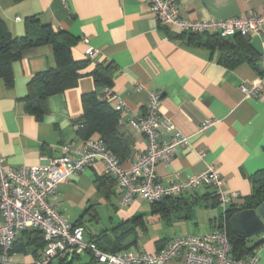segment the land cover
I'll return each instance as SVG.
<instances>
[{
  "label": "crops",
  "instance_id": "1",
  "mask_svg": "<svg viewBox=\"0 0 264 264\" xmlns=\"http://www.w3.org/2000/svg\"><path fill=\"white\" fill-rule=\"evenodd\" d=\"M179 7L182 17L191 22L264 14V0H179ZM0 17L13 37H23L26 20L33 17L51 25L55 32H67L76 39L73 59L90 61L80 72L76 87L47 99V113L41 120L26 110V97L31 78L56 67L53 47L26 51L15 61L12 87L0 79V155L7 167H41L57 158H76L85 142L76 124L84 114L82 97L97 90L92 76L97 65L113 62L118 72L111 90L126 106L118 112V132L125 135L130 148L124 165L137 161L148 146L147 139L126 122L143 116L149 93L158 92L162 95V119L175 129L161 128L160 140L171 142L175 132L189 139V146L179 147L171 162L157 165L159 182L168 185L214 167L224 180L222 192L239 194L234 204H242L252 194L251 177L264 170V84L257 96H246L241 86L251 84L264 72V34L249 38L262 57L258 72L248 64L235 69L222 66L218 49L189 45L176 30L162 26L143 0H0ZM88 49L95 51L93 58L87 55ZM106 91L99 94L105 96ZM117 104V100L111 102L114 109ZM209 121L214 124L201 133L200 128ZM102 176L104 166L97 162L61 183L49 200L71 224L83 223L87 242L100 237L108 247L118 246V253L157 254L171 241L187 236L176 229L184 220L195 218L198 224L199 210L208 216L209 232L218 229L224 210L217 207L216 190L200 187L174 197L182 205L168 224L154 215L152 205L146 207L144 203L149 202L143 199L120 207L116 186L110 192L98 188L96 180ZM104 203L111 228L87 238L84 220L89 217L99 224L102 215L97 209ZM149 212L152 222L146 219ZM136 217L141 219L132 222ZM34 231L29 229L17 238L12 254L16 262L34 261L43 250V242L32 234ZM261 240L250 239L249 247ZM255 252L258 264H264V244ZM84 256L87 260L82 262L81 257L80 264L90 261L91 254ZM166 264H182V260Z\"/></svg>",
  "mask_w": 264,
  "mask_h": 264
},
{
  "label": "built area",
  "instance_id": "2",
  "mask_svg": "<svg viewBox=\"0 0 264 264\" xmlns=\"http://www.w3.org/2000/svg\"><path fill=\"white\" fill-rule=\"evenodd\" d=\"M143 1L150 4L152 13L162 26L176 30L179 35L217 34L222 39H228L237 35L251 38L264 34V14L251 12L246 18L191 22L182 17L179 0ZM87 55L93 58L95 51L88 49ZM262 63L264 65V57ZM261 84H264V74L251 84L242 85L241 91L246 96H257ZM104 97L109 102L118 101L115 108L117 112L126 110L124 102L111 89H107ZM161 104L162 95L150 92L145 114L126 122L127 126L142 134L148 143L145 153L128 165L121 163L99 139L83 142L76 158H57L41 167L10 168L0 155V264H54L84 255L88 250L99 264H166L177 258L182 260V264H258L257 254L244 259H237L231 254L226 223L221 229L205 235H187L175 239L157 254L105 253L85 240L83 227L71 224L50 204L49 200L61 183L71 181L101 162L105 175L116 181L118 204L122 208L138 198L153 204L206 187L219 192V204L225 213L240 196L238 193L229 196L222 192L224 180L214 167L168 185L159 182L157 165L171 162L179 147L189 146V139L179 132H175L171 142L160 140L161 128L175 130L162 119ZM213 124L212 121L205 123L200 132L203 133ZM66 150L70 148L66 147ZM29 229L39 230L46 245L32 263H18L12 257L11 250L17 238Z\"/></svg>",
  "mask_w": 264,
  "mask_h": 264
},
{
  "label": "trees",
  "instance_id": "3",
  "mask_svg": "<svg viewBox=\"0 0 264 264\" xmlns=\"http://www.w3.org/2000/svg\"><path fill=\"white\" fill-rule=\"evenodd\" d=\"M180 37L185 39L189 45L218 49L220 52L219 63L226 68L235 69L242 64H248L259 69L262 57L252 46L249 38L237 35L231 39H222L217 34H182ZM75 44L76 39L72 35L64 31L55 32L51 25L42 23L36 17L26 20V33L23 37H13L5 21L0 17V79H3L8 87L14 85L13 64L20 60L26 51L44 45L53 47L57 61L56 67L35 74L29 83V93L26 97V110L39 120L47 113V99L76 87L81 77L80 72L90 64L89 60L77 62L73 59L72 48ZM117 72L118 67L113 62L97 65L92 72L97 90L82 97L84 114L76 124L78 135L82 140L87 141L98 135L99 140H102L108 150L123 163L129 156L130 148L125 140V135L118 132L119 113L104 95L99 94L102 90L113 87ZM263 74L264 72H260L259 76ZM251 182L252 194L242 204L231 205L217 222L218 229H221L224 223L227 224L231 254L237 259L255 255L256 249L264 244V240H261L259 244L249 247L250 239L234 233L229 225L230 219L236 213L256 209L264 203V170L255 173L251 177ZM96 183L98 188L101 190L107 188L109 192L116 186L115 179L107 175L99 177ZM216 198L219 200V196ZM151 205L154 215L171 224L182 203H177L174 198H165ZM139 219L141 218L136 217L132 222H137ZM75 226L83 227V223H78ZM32 234H37L36 237L42 240L44 249L46 243L43 234L39 230H35ZM88 242L105 253L116 254L120 250L118 246L108 247L107 241L104 242L100 237H94ZM15 243L11 255L14 253ZM87 253L91 254V258L88 263L84 264H99L90 250L86 251L84 255ZM82 256L73 257L71 262L67 260L54 264H80Z\"/></svg>",
  "mask_w": 264,
  "mask_h": 264
},
{
  "label": "rangeland",
  "instance_id": "4",
  "mask_svg": "<svg viewBox=\"0 0 264 264\" xmlns=\"http://www.w3.org/2000/svg\"><path fill=\"white\" fill-rule=\"evenodd\" d=\"M146 207L150 208L151 203H144ZM106 204L104 203L102 205V208L100 207L98 210V212L101 213V221L99 224H97L96 222H91L89 221V217H86L84 220V226H85V230H86V234L85 236L88 238L90 234H96V232H101L102 230L106 229V228H111V224H110V217L108 215V213L106 212V208H105ZM145 207V208H146ZM218 208H220L221 210H223L222 205H218ZM201 210L198 211V224H196L197 220L194 218V221H190V220H184V221H180L181 224H179L178 226V232H180L181 234H196V235H200V234H207V232H209V223H208V216L206 213L204 212H200ZM196 215V214H195ZM152 213L149 212L147 214L146 219L149 220L150 222H152ZM255 239H258L257 237H255ZM83 257V261L87 260V257H85L84 255ZM28 262V263H32Z\"/></svg>",
  "mask_w": 264,
  "mask_h": 264
},
{
  "label": "water",
  "instance_id": "5",
  "mask_svg": "<svg viewBox=\"0 0 264 264\" xmlns=\"http://www.w3.org/2000/svg\"><path fill=\"white\" fill-rule=\"evenodd\" d=\"M260 72V69H257ZM234 233L246 238L264 237V203L253 210L236 213L229 221ZM73 258L69 260L72 261Z\"/></svg>",
  "mask_w": 264,
  "mask_h": 264
}]
</instances>
